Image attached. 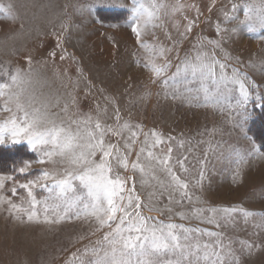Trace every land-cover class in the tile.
Returning a JSON list of instances; mask_svg holds the SVG:
<instances>
[{
	"label": "rangeland",
	"instance_id": "obj_1",
	"mask_svg": "<svg viewBox=\"0 0 264 264\" xmlns=\"http://www.w3.org/2000/svg\"><path fill=\"white\" fill-rule=\"evenodd\" d=\"M154 2L162 7L152 9L155 16L146 27L141 24L138 38L131 30L130 6H101L100 0H0V125L10 118L19 123L26 112L30 119L41 118L37 131L63 128L62 137L70 132L86 138L89 130L100 135L95 129L99 122L106 130L105 143L118 145V154L128 161L125 170L112 160L113 178L127 181L122 195L138 196L150 223L176 224L182 242L190 235L189 243L200 244V252L184 264H213V251L225 264H264V153L249 133L254 111L264 109L259 9L250 12L246 7L253 0ZM121 3L129 5L130 0ZM109 10L124 13L102 12ZM247 16L252 19L245 22ZM203 53L224 64L227 77L233 78L235 69L249 92L246 108L235 107L241 99L238 84H229L231 91L221 84L217 92L211 79L184 72L186 62ZM165 63L167 71L158 77L154 68ZM221 71L217 65V80ZM132 132L138 139L129 140ZM158 140L163 143L153 147ZM20 144L36 157L27 160L31 166L24 173L18 170L24 163L15 174L0 173V264H112L113 246L103 237L113 229L86 215V206L94 201L75 178L80 170L68 162L67 154L38 163L45 149L55 150L52 144L34 149L26 140L13 144L9 139L2 145ZM170 144L173 169L189 185L191 199L182 202L180 192L169 187L168 175L147 157L149 150L163 157ZM184 155L188 172L176 165V158ZM101 158L97 153L95 160ZM137 162L144 173L133 168ZM45 171L55 181L73 172L75 191L61 195L55 181L40 179L33 188V207L20 185ZM33 212L36 216L29 221ZM45 217L52 223H45ZM182 228L200 231L183 233ZM115 259H121L119 253ZM130 259L137 264L143 257ZM153 259L168 264L177 256L161 251Z\"/></svg>",
	"mask_w": 264,
	"mask_h": 264
},
{
	"label": "snow or ice",
	"instance_id": "obj_2",
	"mask_svg": "<svg viewBox=\"0 0 264 264\" xmlns=\"http://www.w3.org/2000/svg\"><path fill=\"white\" fill-rule=\"evenodd\" d=\"M101 6H123L131 8L132 16V32L139 38L141 37V24L146 27L148 23L152 21L155 16L152 9H157L158 6L154 0L152 3L146 5L142 0H130L129 5L121 3V0H116L112 3V0H100ZM251 12L253 8L259 9V21L260 25L264 27V0H253V3L246 5ZM2 10V9H0ZM251 16L246 17L247 20H251ZM191 31V28L188 29ZM211 43V41H209ZM208 54H198L195 58V62H186L184 72H190L191 75H200L202 80L211 79L212 83L217 85V92L220 91V85L222 84L224 89L231 91L228 88L229 84H238L241 99L237 101L235 107L244 109L247 106L249 99V92L245 87V83L238 78V74L233 70V78H229L223 72L225 65L219 63L216 60H208ZM166 59V57H165ZM222 70L220 73L219 80L216 79V66ZM168 65L165 63L163 66L154 68L157 76L163 75L167 71ZM179 75V71L177 72ZM17 77H13V82L17 80ZM166 86V81H165ZM206 93V99L210 98L207 93L208 89H204ZM3 96V93H0ZM17 108L23 111L22 105L17 104ZM5 111H11L10 108H6ZM233 114L235 109H233ZM245 119L247 117L245 116ZM41 118L33 116L31 119L28 113L25 112L23 120L17 122L16 118H10L5 124L0 125V145L5 144L7 140H11L13 144L21 143L22 140H26L35 149L37 146H44L52 144L55 150L49 151L47 149L43 152V158L38 163L44 164L51 162L54 156H65L67 154L68 162L79 169L76 172L75 178L79 179L81 184L88 190V195L93 198L94 203L90 206H86L85 211L87 216L95 218L97 223L101 227H108L113 229L107 235L103 237L104 240L108 241L113 247L111 253L113 256L112 264H132L131 257L133 255L143 257L142 260H138L137 264H156L153 259L154 256L161 253V251H171L177 256L174 261H169L168 264H184L188 261L189 256H193L200 252L199 243H189L192 236L185 235L182 237L178 234L177 229L180 226L169 223L163 224L160 221L150 223L151 217H145L142 214V201L138 196H133L131 193L127 197L122 195L126 191L127 181L122 180L119 176L113 178L111 173L113 172L112 160L115 159L117 165L122 166L125 170L128 167L127 158L123 155H119V146L113 144H106L104 135L105 129L99 122L95 123V129L99 131L100 135L97 136L95 132L89 130L87 137H80L79 133L76 135L70 132L62 137V133H65L63 128L60 129H49L46 132L37 131V125ZM129 129L131 125H126ZM114 135L120 136L122 132L115 129H109ZM155 135V133H153ZM132 138L138 139L135 132L131 133L129 140ZM85 139V143L81 144L78 141ZM157 143L162 144L163 140L153 141L152 146L155 147ZM180 148L184 147L183 143L177 145ZM126 148H131L130 144L125 145ZM79 149V151H77ZM144 149H141L143 152ZM172 152L173 148L171 144L167 147L165 155L163 157H156L154 153L149 150L147 151V157L155 162L162 171H164L170 178L169 187H172L174 191H178L181 194V201L184 199H191L187 182H184L182 178L176 174V171L172 166ZM99 153L101 160L97 162L95 157ZM46 158V159H45ZM188 160L186 155L176 158V165L184 172H188V168L185 167V162ZM31 166L30 162L25 161L24 166L18 170L20 173H24L27 168ZM149 170L154 173L155 168L152 164L149 166ZM133 168H138L141 173L145 172V168L137 162L133 164ZM66 179L55 181V177L49 174L47 171L43 173V176L37 178L28 184H21L20 188L26 190L27 196L31 197V205L35 207L36 196L33 194V188L39 185L40 179L55 181V187H58L61 195H66L68 189L75 191L70 184V178L73 177V172L66 171ZM155 178V176H153ZM11 179V178H9ZM199 183V181H198ZM135 181L133 180V187L131 192H135ZM44 187L46 185H40ZM4 187L3 183H0V189ZM13 193L16 189H12ZM171 199V197H170ZM13 207H16L13 205ZM47 210V209H46ZM154 209L149 208V211ZM171 209H169L170 211ZM210 211L215 212V209ZM222 211L228 212L229 209H223ZM36 216V213H30L28 220L31 221ZM181 219L186 217L181 216ZM45 223H52L45 217ZM212 223V220L208 221ZM218 226V225H217ZM183 233H196L199 229L182 228ZM209 236L215 235V233H207ZM118 246V247H117ZM208 244H204L203 248L207 249ZM119 253L121 259H115L116 254ZM212 255H216V261L213 264H225V261L213 251ZM207 259V256L205 257ZM100 264V262H97ZM191 264V262H189Z\"/></svg>",
	"mask_w": 264,
	"mask_h": 264
},
{
	"label": "trees",
	"instance_id": "obj_3",
	"mask_svg": "<svg viewBox=\"0 0 264 264\" xmlns=\"http://www.w3.org/2000/svg\"><path fill=\"white\" fill-rule=\"evenodd\" d=\"M102 12L111 15L117 14V16H121L124 13L116 10ZM249 133L264 153V109H256L254 111L249 124ZM35 157V154L25 144L0 145V173L15 174L25 161L32 160Z\"/></svg>",
	"mask_w": 264,
	"mask_h": 264
}]
</instances>
